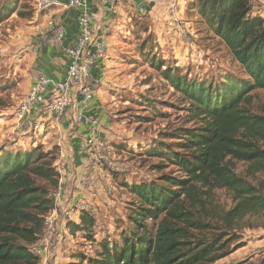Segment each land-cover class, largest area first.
<instances>
[{
    "label": "trees",
    "instance_id": "16d2710c",
    "mask_svg": "<svg viewBox=\"0 0 264 264\" xmlns=\"http://www.w3.org/2000/svg\"><path fill=\"white\" fill-rule=\"evenodd\" d=\"M189 8L227 46L246 78L226 74L215 84L212 76L190 78L188 69L182 74L175 63L144 54L185 107L183 123L146 152L159 161L154 170L172 169L125 185L135 200L120 243L98 244L96 220L86 211L78 223L68 222L72 235L85 233L99 250L66 264H224L245 246L246 231L264 230V113L247 109L253 93L264 91V18L252 15L253 0H195ZM150 43L146 39L142 49H152ZM57 161L54 150L39 146L0 150V264L41 263L32 249L57 207ZM238 164L245 165L243 173ZM216 191L230 194V209L219 205Z\"/></svg>",
    "mask_w": 264,
    "mask_h": 264
},
{
    "label": "rangeland",
    "instance_id": "374dc122",
    "mask_svg": "<svg viewBox=\"0 0 264 264\" xmlns=\"http://www.w3.org/2000/svg\"><path fill=\"white\" fill-rule=\"evenodd\" d=\"M11 9H14L13 13H10ZM191 10L185 17L192 22L188 28V42L170 37L166 23L145 18L138 21L135 28H129L127 36H123L118 45L116 56L120 62L117 68L114 67V78L105 87L106 101L103 103L114 112L111 118L116 125L112 132L117 140L112 142L117 159L126 163L129 170L124 174H112L111 193H106L105 182H101L103 193L110 202L95 205L98 214L94 233L98 244L106 241L120 243L121 233L131 227L129 214L135 199L125 185L150 182L171 171L172 167L162 172L154 170L153 166L159 161L146 155V152L163 133L183 123L186 114L179 96L150 67L144 54L150 52L167 63H175L182 74L188 69L186 73L190 78L195 73L200 78L212 76L215 84H219L220 78L226 74L246 78L227 46L206 25H202L198 13ZM0 12L3 17L0 21V150L30 151L39 146L45 151L54 150L60 160L62 151L59 142H56L60 136L55 135V130L48 129L44 123L35 130L33 126L38 124L36 116L28 115L22 121L17 118L32 83L41 75L38 71L44 62V48L50 46L45 45L52 35L48 32L49 21L43 19L46 13L39 12L36 0H0ZM148 38L153 48L143 50L142 46ZM247 109L254 114L264 113V91L253 93ZM244 170L245 165H237V173ZM216 197L225 210L233 205L226 191H216ZM61 208L68 206L60 207L58 211L55 230L49 240L48 264H66L74 261L79 254L95 255L98 245H91L85 233L72 235L67 224L77 216L72 220L65 218ZM247 232L264 230L246 231L243 234L244 243ZM238 251L220 263L228 264L242 258ZM250 262L264 264V256Z\"/></svg>",
    "mask_w": 264,
    "mask_h": 264
},
{
    "label": "crops",
    "instance_id": "0c3cea01",
    "mask_svg": "<svg viewBox=\"0 0 264 264\" xmlns=\"http://www.w3.org/2000/svg\"><path fill=\"white\" fill-rule=\"evenodd\" d=\"M62 5L55 6L50 12H46L43 19L51 21L55 25H63L66 33V42L73 43L80 35L79 16L80 10L71 8L69 0H57ZM87 11L90 14L92 36L95 41H104L108 46V55L105 60H100L91 70V83L95 90V99L91 107L83 110L86 116L96 118L101 129L97 136L101 139L115 141V135L112 132L116 123L111 118L114 112H111L109 106L104 105V90L108 86V81L114 78L115 68L120 62L118 55V45L123 36H127L129 28H135L136 23L145 18H152L161 21L164 25L169 18L168 0H133L132 3L120 6L115 13H112L110 7L101 0H84ZM195 0H181V6L178 10L185 21V27L189 28L191 21L185 19L190 12V4ZM191 11L194 12V9ZM252 15H258L256 8ZM49 26V25H48ZM174 40H180L177 34L170 33ZM43 53L44 62L38 71L39 74H45L60 82L64 79L67 69V60L63 53L54 52L52 46H47ZM115 67V68H114ZM39 76V75H38ZM36 79V78H35ZM112 86V83L110 84ZM109 85V86H110ZM43 108L35 109L31 114L33 118L43 121L48 129L55 130L58 135L56 142H59L62 151V157L57 162V168L61 175L56 205L60 207L72 206L79 200H87L93 205L100 206L104 202H110L104 195V185L96 182L93 186H86L83 180L90 173L89 154L86 148V138L90 134V129L82 124L74 122V116L67 112L61 123L58 124L55 115L42 113ZM109 128V129H108ZM62 139V140H61ZM60 221H63L60 218ZM73 222H79L77 216ZM63 223V222H62ZM255 233V234H253ZM251 235V236H249ZM245 246L239 249L242 258L233 262L253 261L255 258L264 256V232H247ZM252 251V252H251ZM234 256V253L232 254ZM231 255V256H232Z\"/></svg>",
    "mask_w": 264,
    "mask_h": 264
},
{
    "label": "built area",
    "instance_id": "2783aa9c",
    "mask_svg": "<svg viewBox=\"0 0 264 264\" xmlns=\"http://www.w3.org/2000/svg\"><path fill=\"white\" fill-rule=\"evenodd\" d=\"M39 12H50L53 7L61 6L57 0H36ZM108 5L112 13L133 0H101ZM258 15L264 18V0H253ZM71 8L80 10L79 27L80 35L73 43L66 42V33L63 25H55L48 22V32L52 33L46 44L63 53L67 60V69L62 81L57 82L48 75H39L31 85V88L21 103L17 113L18 120H24L35 109L43 108L42 113L55 115L59 123L67 112L74 116L76 124H82L90 129L86 138V148L89 154L90 173L83 180L86 186H93L96 182H105L111 193L112 174H124L129 168L126 163L117 159L116 150L111 140L101 139L97 133L101 129L99 121L82 113L91 107L95 99V90L91 83V70L100 60H105L108 55V46L104 41H95L92 36L91 17L86 9L84 0H69ZM181 0H168L169 18L166 20L168 33H175L182 42H188V28L186 30L184 19L178 15ZM38 124L34 127L38 130L44 126L43 121L37 119ZM31 125V122L28 121ZM109 129V128H108ZM117 140V137H115ZM58 192L55 194L57 199ZM65 218H72L81 214L82 211L90 213L96 219L98 214L95 205L87 200H79L68 208H61ZM58 207L50 212L45 218V230L41 240L33 246V252L41 260L40 264H48L49 240L55 230L58 219ZM59 264V263H54Z\"/></svg>",
    "mask_w": 264,
    "mask_h": 264
}]
</instances>
